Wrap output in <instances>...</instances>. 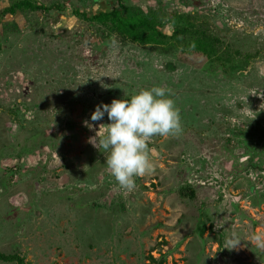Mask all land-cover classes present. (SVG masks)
<instances>
[{"label":"rangeland","instance_id":"rangeland-1","mask_svg":"<svg viewBox=\"0 0 264 264\" xmlns=\"http://www.w3.org/2000/svg\"><path fill=\"white\" fill-rule=\"evenodd\" d=\"M123 4L0 0V264H264V0Z\"/></svg>","mask_w":264,"mask_h":264},{"label":"trees","instance_id":"trees-1","mask_svg":"<svg viewBox=\"0 0 264 264\" xmlns=\"http://www.w3.org/2000/svg\"><path fill=\"white\" fill-rule=\"evenodd\" d=\"M115 1L117 2V7L120 8L121 10L116 7L112 11H108V12L107 11H103V12H101L99 14H96L91 19L99 20V19H102V18H105V17H113V18L117 19L118 21H122L121 20L123 18V17H121L122 16V12L124 10L128 11V8L125 7V5L123 4V0H115ZM24 6L25 7H31L33 9H41V8H43L42 6L36 5V4L32 3V2L31 3L30 2L25 3ZM76 14L77 15H81V16L86 17V18L89 19V17H87L86 13H82V12L76 11ZM149 23L151 24V22H149ZM152 27H153L154 32H156V37H160L162 39H170V38H172V36H170V35H165V34L161 33L158 28H155L156 25L153 24ZM150 35H152V34H149L148 36H150ZM0 257L1 258H8V257H5L4 255H0ZM19 262H23V260L20 258Z\"/></svg>","mask_w":264,"mask_h":264}]
</instances>
